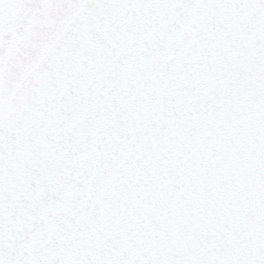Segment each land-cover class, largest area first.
<instances>
[{
	"label": "snow or ice",
	"instance_id": "obj_1",
	"mask_svg": "<svg viewBox=\"0 0 264 264\" xmlns=\"http://www.w3.org/2000/svg\"><path fill=\"white\" fill-rule=\"evenodd\" d=\"M0 264H264V0H0Z\"/></svg>",
	"mask_w": 264,
	"mask_h": 264
}]
</instances>
